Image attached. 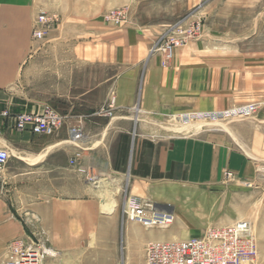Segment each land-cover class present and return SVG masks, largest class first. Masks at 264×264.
I'll list each match as a JSON object with an SVG mask.
<instances>
[{
  "label": "crops",
  "instance_id": "obj_1",
  "mask_svg": "<svg viewBox=\"0 0 264 264\" xmlns=\"http://www.w3.org/2000/svg\"><path fill=\"white\" fill-rule=\"evenodd\" d=\"M119 1L0 0V148L10 153L8 162L0 167V191L6 195L20 189L22 172L40 177L47 183L40 188L48 191L39 195L45 200L34 202L27 212L38 216L34 224L29 225L26 215L25 220L17 210L0 213V244L26 239V229L46 230L45 236L37 237L45 245L94 247L88 261L145 264L149 241L187 239L203 230L205 221L174 212L168 227L147 228L126 221L121 235L122 207L103 200L106 182L114 189L111 192L127 185L128 195L151 200L163 209L168 181L188 190L212 189L223 181L224 169L249 179L255 170L249 157L264 159L262 109L260 124L250 132L249 140L242 126L231 125L217 131L192 130L171 138L161 134L149 138V127L142 122L136 151L126 161L127 168H120L132 140V108L138 103L136 116L140 118L157 117L170 109L177 84L171 73L180 64L174 59L170 67L161 68L159 57H148L149 34L106 22L104 13ZM42 11L51 21L44 37L36 39L33 32ZM112 94L114 116L92 117ZM44 106L72 120L51 135H38L17 131L14 119L2 115L4 110L14 115ZM79 117L86 119L81 136L74 138L69 128L77 125ZM232 137L238 138V147ZM78 151L80 163L93 169L97 182H88L86 175L70 165ZM18 166L27 168L17 170ZM172 193L174 198L189 194L184 189Z\"/></svg>",
  "mask_w": 264,
  "mask_h": 264
},
{
  "label": "rangeland",
  "instance_id": "obj_2",
  "mask_svg": "<svg viewBox=\"0 0 264 264\" xmlns=\"http://www.w3.org/2000/svg\"><path fill=\"white\" fill-rule=\"evenodd\" d=\"M104 18L115 27H135L149 34L151 45L148 57H159L161 68L170 67L174 59L180 64L171 73L177 84L170 109L157 117L148 115L140 118L136 116L139 114L138 103L132 108L135 113L131 127L132 140L127 157L121 158L123 166L120 168H127L126 161L132 159L136 151L135 143L141 133L142 122L149 127V138L159 134L171 138L189 134L192 130L217 131L231 125L242 126L247 140L251 139L250 132H254V127L260 124L258 116L264 109V0H120L117 5H111L106 10ZM176 33L187 37L185 45L176 50L180 52H175L178 55L169 59L155 51L169 34ZM109 102L110 99L90 115L111 119L115 114V105L112 117L98 114ZM248 105L256 107L249 115L229 114V111ZM64 116L67 117L66 125L72 119L68 115ZM85 119L77 118V125L82 126ZM230 140L238 147L237 137ZM249 158L255 165L249 179L228 168L223 170V181L212 189L188 190V187H181L177 182L171 186L168 181V196L162 200L161 210L173 215L174 212H183L205 221V228L191 237L203 234L210 227L228 225L242 219L251 221L259 255L249 264H264V159ZM26 168L18 166L17 170ZM88 169L93 175V169ZM228 172L231 175L227 177ZM22 177L20 189L9 191L6 195L0 191V213L7 211L11 214L17 210L25 220L26 215L30 225L38 221V216H28L27 212L34 208V202L45 200L39 195L48 191L40 186H46L47 183L41 182L34 173L22 172ZM97 180L87 181L95 183ZM106 189L107 196L103 200L110 206L115 204L122 207V235L123 224L128 221L123 214L124 206L130 197L136 196L128 195L127 185L122 186L119 192H111L114 189L110 182H106ZM179 189L186 190L188 196L174 198L172 192ZM26 233L25 240L40 243L44 249L45 264H125L88 261L87 258L92 257L90 248H94L91 246L45 245L37 237L40 234L45 236L46 230L26 229ZM120 242L121 254L122 240ZM9 243L0 244V264L6 261ZM75 250L78 252L72 256L66 255Z\"/></svg>",
  "mask_w": 264,
  "mask_h": 264
},
{
  "label": "built area",
  "instance_id": "obj_3",
  "mask_svg": "<svg viewBox=\"0 0 264 264\" xmlns=\"http://www.w3.org/2000/svg\"><path fill=\"white\" fill-rule=\"evenodd\" d=\"M50 21L45 11L39 13L33 32L36 39L44 37L45 28ZM186 38L182 34H169L155 51L172 59L176 50L185 45ZM114 105L115 97L112 94L109 104L101 108L98 114L112 117ZM255 110V106L248 105L229 111V114L246 116ZM2 115L14 119L17 131H30L38 135L55 133L67 120L66 116L51 106H44L35 112L14 115L4 110ZM70 133L74 138L80 137L81 126H73ZM81 156L80 151L76 152L70 159V165L76 167L79 173L86 175L87 180L95 181L96 176L90 175L86 167L80 163ZM9 158V151L0 148V167L4 166ZM230 175V172L226 173L227 177ZM123 214L128 221L140 223L147 228H165L174 221L172 213L158 209L154 203L140 197H130L126 201ZM258 255L259 245L254 225L251 221L243 219L228 225L210 227L203 234L188 239L152 240L146 245V264H249ZM45 257L40 243L16 238L10 241L6 261L2 264H45Z\"/></svg>",
  "mask_w": 264,
  "mask_h": 264
}]
</instances>
